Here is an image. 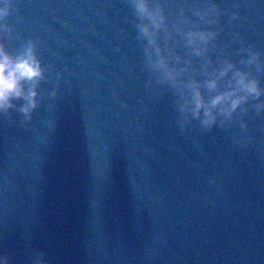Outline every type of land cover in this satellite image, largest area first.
<instances>
[{
	"label": "water",
	"instance_id": "obj_1",
	"mask_svg": "<svg viewBox=\"0 0 264 264\" xmlns=\"http://www.w3.org/2000/svg\"><path fill=\"white\" fill-rule=\"evenodd\" d=\"M148 3L176 87L136 0H0V46L43 72L0 109V264H264V95L206 125L183 86L232 63L221 89H264V0Z\"/></svg>",
	"mask_w": 264,
	"mask_h": 264
},
{
	"label": "clouds",
	"instance_id": "obj_2",
	"mask_svg": "<svg viewBox=\"0 0 264 264\" xmlns=\"http://www.w3.org/2000/svg\"><path fill=\"white\" fill-rule=\"evenodd\" d=\"M136 8L140 15L150 19L149 24L141 25V33L147 39L146 51L148 52L149 61L152 67L159 70L163 79L170 82L173 87L181 84L179 79L184 71L182 68H177L170 63L169 56L164 54V49L159 42L157 32L152 31V26L157 29L160 27L163 17H157L150 9L148 0H136ZM212 33L189 31L186 34L187 44L194 47L197 55L201 54L202 49L196 48L197 41L206 42ZM156 59L152 60L153 51ZM235 65L226 63L219 71L215 78L206 81L203 87L207 88L209 93H214L210 98L205 96L202 85L197 80H191L184 83V87L189 90V99L187 104L192 106V111L199 116L203 109L204 124H211L215 120L214 109H219L222 112L231 113L241 103L245 102L249 96L259 97L264 95V89L260 87L259 81L251 78L250 75L242 70H235L229 80V85L221 89V80L230 70L234 69ZM43 72L39 60L29 49L27 55L20 58H13L6 53L0 46V109L10 106V101L13 98H21L29 100L32 106H35V101L32 99L35 92H30L25 96V83L38 81L42 78ZM243 93V94H242ZM27 109H25L26 111Z\"/></svg>",
	"mask_w": 264,
	"mask_h": 264
}]
</instances>
